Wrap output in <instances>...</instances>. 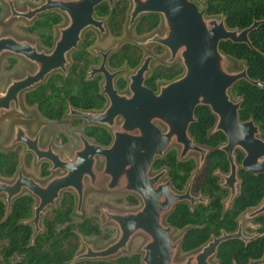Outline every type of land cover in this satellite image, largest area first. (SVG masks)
<instances>
[{
    "label": "water",
    "instance_id": "1",
    "mask_svg": "<svg viewBox=\"0 0 264 264\" xmlns=\"http://www.w3.org/2000/svg\"><path fill=\"white\" fill-rule=\"evenodd\" d=\"M104 1L110 5L114 3V0H44L41 5L23 12L15 9L13 0L8 1L12 16L33 20L41 13L56 10L65 14L69 22L60 29L59 38L50 52L38 51L34 45L12 36L0 37V55L11 52L36 65L33 73L12 80L6 90L0 93V112L11 110L12 105L19 110L20 92L44 83L52 72L67 73L68 56L78 47L82 32L88 27L97 29L101 34L105 32L104 20L95 15V8ZM131 2L129 25L142 14L155 12L162 16L166 34L154 35L148 42L167 49L170 53L168 62L180 58L184 73L161 85L159 92H155L145 85L153 58L147 55L129 76V94H123L115 87V78L125 67L110 70L107 58L114 48L101 52L102 60L97 67L91 68L90 77L95 74L103 76L102 93L108 98V106L102 112L84 111L70 106L69 113L108 128L113 127L117 119L121 118L119 128L112 133V143L105 147L82 136V146L70 159L64 160L50 144L46 148L39 146V134L31 137L23 126L18 125L12 144H24L38 161L47 160L52 164V170L62 169L65 173L54 176L45 185H41L22 174L19 169L12 183L0 181V195H5L7 210L13 199L22 194L23 189L38 199L31 219L35 236L40 231L41 213L56 204L61 190L72 189L75 192L77 211H80L85 177H88L91 186L99 185L96 159L103 157L101 175L109 179L106 187L113 190L122 185L125 190L138 194L143 205L135 211L123 213L103 209L106 220L118 227V238L100 250L87 245L83 253L74 257L73 262L83 258L106 259L115 256L127 248L135 233L143 232L149 238L143 246V264H212L210 259L216 255L219 245L224 241L235 238L249 241L253 237L246 236L239 225L235 232L223 231L220 236H213L198 253L188 256L183 262H174L180 240L172 241L170 234L173 227L165 226L162 223L163 217L179 202L187 201L193 207L204 199L201 195L194 196L191 193V184L185 191L178 192L172 187L170 179L159 183L166 174L165 170L153 176H149V171L155 160L162 157L173 142L181 146L179 160L184 159L190 151H196L200 154V163H204L207 149L190 136L189 126L195 120V108L207 105L217 118L213 130L222 131L226 136V143L221 149L227 155L230 172L223 177L222 185L230 190L229 201L237 194L240 182L235 149L244 152L241 162L244 170L253 174L264 173V140L259 136V127L252 119L240 120L238 110L241 101H234L230 95L233 85L241 79L261 88H264V83L250 79L246 67L239 72L227 71L225 54L219 49V43L226 40L245 43L251 47L249 32L264 23V20H255L251 26L242 30L230 29L223 16L219 20L206 18L205 9H200L194 0ZM157 122L165 125L166 131H162ZM261 213H264V202L247 213V216L252 218ZM260 262L264 263V258L251 260L248 264Z\"/></svg>",
    "mask_w": 264,
    "mask_h": 264
},
{
    "label": "trees",
    "instance_id": "2",
    "mask_svg": "<svg viewBox=\"0 0 264 264\" xmlns=\"http://www.w3.org/2000/svg\"><path fill=\"white\" fill-rule=\"evenodd\" d=\"M130 0H115L112 6L107 1L96 9L98 18L105 20L106 27L113 36H120L128 19ZM207 15H220L230 29H245L255 20H264V0H206ZM63 21V15L55 10L39 14L25 30L36 33L41 43L52 48L54 39L51 33L55 25ZM162 22L159 13L151 12L140 15L132 28L138 35L156 29ZM251 47L245 43L221 41L219 49L225 55L242 60L247 75L252 80L264 83V23L249 32ZM95 42L93 29H86L78 47L70 53L67 73L60 71L48 75L45 82L28 90L24 95L25 103L35 105L39 114L49 120L62 121L69 107L80 110H101L107 104V98L101 93L102 76L89 77L93 66L99 65L101 57L93 55L90 47ZM159 52L164 50L156 45ZM108 67L118 70L124 66L136 69L143 61L142 48L136 43L125 42L115 48L108 56ZM15 59L8 60L13 67ZM184 73L179 60L156 65L146 74L145 85L153 90L159 81L170 82ZM119 90L127 88V78L122 74L115 82ZM231 92L241 101L238 110L241 121L252 119L259 127V136L264 140V88L241 79ZM195 120L189 126V134L197 144L207 149L201 171L194 178L193 170L197 166L194 158L179 160L178 152L169 149L162 157L155 160L154 170L166 168L172 187L183 192L191 182V193L201 195L205 200L193 207L186 201L176 204L167 215L168 224L177 229L186 228L180 249L187 253L204 245L212 236H220L223 231L235 232L239 227V218L247 210L257 208L264 200V173L253 174L241 167L244 152L235 149V161L240 179L238 192L226 207L224 200L229 198L230 190L223 187V177L230 172V163L221 146L226 143L222 131H214L217 118L207 105H198L194 111ZM84 134L98 144L108 146L112 134L108 128L98 124H89ZM31 153L28 152V156ZM19 166L17 149L0 150V175L13 177ZM40 174H49V164L42 162ZM129 206L139 204L135 195L124 197ZM123 198L118 199L122 202ZM76 198L71 191H64L55 207L50 209V216H44L43 228L33 236V218L35 198L24 193L13 199L10 209L0 198V256L5 264H140L138 252L122 255L114 259H79L73 262L79 249L80 236H97L104 239L111 237V230H102L96 216L82 219L73 224L72 213ZM251 227H246L247 235H253L249 241L230 239L221 243L215 258L218 264H248L251 260L264 258V213L250 219ZM255 264H264L262 262Z\"/></svg>",
    "mask_w": 264,
    "mask_h": 264
},
{
    "label": "rangeland",
    "instance_id": "3",
    "mask_svg": "<svg viewBox=\"0 0 264 264\" xmlns=\"http://www.w3.org/2000/svg\"><path fill=\"white\" fill-rule=\"evenodd\" d=\"M9 0H0V37L3 36H12L19 41H25L31 43L36 46L39 51L50 52V48L44 46L36 33H31L25 30V26L30 25L33 20H27L23 17H16L11 15L10 7L8 5ZM44 0H14V7L18 11H27L28 9H33L43 3ZM200 9L204 8L205 2H200L198 0H194ZM206 18H216L220 19V15H207L205 13ZM36 19V18H35ZM68 17L63 14V21L55 25L52 30V36L54 42L59 38L60 29L65 27L68 24ZM105 26V25H104ZM166 34L165 25L162 22L156 29L144 33L142 35H138L134 32L131 25L128 24V19L124 25L123 32L120 36H113L110 34L108 30H105L103 34H100L98 30H95V42L90 47V52L93 55H100L101 52H105L111 48H117L119 45L125 42L136 43L142 48V55L146 57L147 55H151L153 58L150 62V68L155 67L156 65L166 64L170 57V53L167 49L164 48L161 52H159L156 48V43L148 42L154 35L163 36ZM8 57H15L16 64L13 68H6V61ZM225 68L229 72H239L244 68V62L242 60L235 59L231 56L225 55ZM69 59V56H68ZM176 60H180L177 58ZM36 69V65L32 62L28 61L25 58L20 56H12L7 53L2 54L0 56V93H3L10 82L14 79L24 77L28 72H33ZM135 72V69L127 68L123 75L129 80V76ZM165 81H159L158 86L164 85ZM121 93L129 94V90H122ZM23 94L20 95L19 98V110L12 108L9 111H1L0 112V150H8L11 148H17L19 153V166L17 171L13 177H4L0 175V181L12 183L16 178L19 169H21L22 174L25 176L33 178L35 181L40 183L41 185H45L48 180H50L53 176L61 175L64 172L61 170L49 171L47 176H42L40 174L42 161H37L34 154L31 153L28 156V150L24 144H12L14 131L16 126L21 125L25 128L27 134L29 136H35L39 134V146L44 148L47 147L50 141H52L53 149L58 151V153L65 158H70L73 155V152L82 146L81 137L85 136L84 128L86 125L92 124L86 121L85 119L70 114L67 112L62 121L49 120L47 118L42 117L36 109L34 105H28L24 102ZM232 99L234 101H238L239 98L235 96L232 92L230 93ZM122 122L121 118H118L115 125L113 127H109V130L113 132L115 129H118ZM157 125L161 128L162 131H166V126L160 122H157ZM205 148V147H203ZM169 149H175L178 152V155L181 151V146L175 142L171 144ZM168 149V150H169ZM185 158H194L197 162V166L193 170L192 177L194 178L199 174L202 169L203 164L200 163V154L196 151H190ZM104 160L103 158L98 159V163L96 166V172L99 174V185L97 187H93L89 184L88 179H85V190L83 195V201L81 204L80 211L74 210L72 214L73 224H78L82 219L90 216H96L100 220V224L102 230H111L112 234L109 239H104L102 236H80L79 235V249L77 251V255L83 253L86 249V246L89 245L96 250L104 249L112 242H114L118 235L119 230L118 227L106 220L103 209H108L113 212H128L135 211L139 209L141 206V200L139 205L129 206L125 203L124 197L129 195L130 193L125 191L123 187H119L117 189L109 190L106 187L108 182L107 176H102L101 172L103 170ZM166 170L163 168L161 170H150V175H155L157 172ZM168 180L167 174H165L159 181V183ZM22 193H29L28 190L23 189ZM0 198L5 199V195L1 194ZM123 198L122 202H118V199ZM262 203L259 205L261 206ZM225 206L229 205L228 198L224 200ZM38 204V199L35 197V206ZM258 206V207H259ZM257 207V208H258ZM52 207L49 206L43 210L41 213V218L39 222L40 229L43 228V218L44 216H50V209ZM257 208L249 209L246 213L242 214L239 218V221L242 225L243 232L245 234V228L251 227L250 219L247 216V213L254 211ZM184 229H175L173 233V238L178 240L181 238L182 234L185 232ZM148 240V237L141 232L136 233L129 241L127 248L119 251V253L110 258H115L121 255H129L134 252L143 253L142 247L145 242ZM200 249L194 250L189 253L179 252L175 257V262H183L189 255L195 254ZM210 262L212 264L217 263L215 258H211ZM0 264H5L2 257L0 256ZM142 264V263H141Z\"/></svg>",
    "mask_w": 264,
    "mask_h": 264
},
{
    "label": "flooded vegetation",
    "instance_id": "4",
    "mask_svg": "<svg viewBox=\"0 0 264 264\" xmlns=\"http://www.w3.org/2000/svg\"><path fill=\"white\" fill-rule=\"evenodd\" d=\"M43 2H44V1H43ZM114 2H115V0H114ZM13 3H14V0H13ZM130 3H131V6H130V9H129V13H130L131 8H132V2H131V0H130ZM41 4H42V3H41ZM41 4H40V5H41ZM113 4H114V3H113ZM8 5H9V4H8ZM109 5H110V4H109ZM110 6H112V5H110ZM95 9H96V8H95ZM51 11H52V10H51ZM55 11H56V10H55ZM47 12H48V11H47ZM58 12H59V11H58ZM44 13H45V12H44ZM60 13H61V12H60ZM61 14L63 15V13H61ZM95 15H96V12H95ZM38 16H39V15H38ZM38 16H37V17H38ZM37 17H36V18H37ZM96 17H97V15H96ZM97 18H98V17H97ZM99 19H102V18H99ZM129 19H130V16L128 15V24H129ZM136 19H137V18H136ZM34 20H35V18H34ZM102 20H104V19H102ZM162 22H163V19H162ZM162 22H161V23H162ZM104 25H105V26H104V27H105V30H108L107 27H106V24H105V20H104ZM132 25H133V23L131 24V26H132ZM86 29H93L94 32H95V30H97V29L92 28V27H88V28H86ZM86 29H85V30H86ZM85 30H84V31H85ZM84 31H83V32H84ZM83 32H82V33H83ZM98 32H99V31H98ZM99 33H100V32H99ZM100 34H101V33H100ZM80 40H81V39H80ZM54 43H55V42H54ZM30 44H31V43H30ZM31 45H32V44H31ZM53 46H54V45H53ZM35 47H36V46H35ZM36 48H37V47H36ZM52 48H53V47H52ZM52 48H51V50H52ZM114 49H115V48H114ZM114 49H113V50H114ZM37 50H38V49H37ZM51 50H50V51H51ZM113 50H112V51H113ZM38 51H39V50H38ZM42 51H43V50H42ZM112 51H111V52H112ZM111 52H110V53H111ZM5 53H7V54H9V55H12V56H16V57H17V56H20V55H17V54L11 53V52H4V53H2V54H5ZM110 53H109V54H110ZM2 54H1V55H2ZM1 55H0V56H1ZM100 55H101V54H100ZM69 56H70V54H69ZM108 56H109V55H108ZM20 57L25 58V57H23V56H20ZM10 58H14V59L16 60L15 57H8V58H7V61H6V64H7V65H6V68H8V69L13 68V67L15 66V64H16V62H15V64H14L13 67H9L8 60H9ZM25 59H27V58H25ZM143 59H144V57H143ZM27 60H28V59H27ZM101 60H102V56H101ZM107 60H108V58H107ZM28 61H30V60H28ZM30 62H31V61H30ZM100 62H101V61H100ZM32 63H33V62H32ZM33 64H34V63H33ZM99 64H100V63H99ZM97 66H98V65L93 66V67H97ZM107 66H108V61H107ZM67 67H68V66H67ZM124 67H125V70H126L127 67H126V66H124ZM124 67H122V68H120V69H123ZM108 68H109V67H108ZM109 69H110V68H109ZM120 69H118V70H120ZM136 69H137V68H136ZM136 69H135V70H136ZM150 69H151V68H150ZM35 70H36V69H35ZM110 70H112V69H110ZM125 70H124V71H125ZM90 71H91V70H90ZM112 71H116V70H112ZM124 71L121 72L119 75H122V74L124 73ZM33 72H34V71H33ZM33 72L31 71V72H28V73H33ZM55 72H56V71H55ZM60 72H61V71H60ZM28 73H27V74H28ZM52 73H53V72H52ZM95 75H96V74H95ZM99 75H101V74H99ZM119 75H117V77H118ZM88 76L90 77V73H89ZM93 76H94V75H93ZM93 76H91V77H93ZM101 76H102V75H101ZM47 77H48V76H47ZM47 77H46V78H47ZM117 77H116V78H117ZM46 78H45V79H46ZM116 78H115V82H116ZM18 79H19V78H18ZM103 80H104V78H103V76H102V85H103ZM127 81H128V85H129V80L127 79ZM128 85H127V88H126V89H128ZM115 87L117 88L116 84H115ZM147 87H148V86H147ZM34 88H35V87H34ZM149 88H150V87H149ZM30 89H33V88H29V89H26V90H23V91L20 92V95L23 94V95H22V96H23V99H24V95H25V93H26L28 90H30ZM102 89H103V87H102ZM117 89H118V88H117ZM118 90H119V89H118ZM124 90H125V89H124ZM128 90H129V89H128ZM152 90H153V89H152ZM121 91H122V90H119L120 93H121ZM154 91H155V92H159V86H158V88H157L156 90H154ZM101 93H102V90H101ZM102 94H103V93H102ZM123 94H126V93H123ZM20 95H19V98H20ZM106 98H107V97H106ZM24 102H25V101H24ZM26 104H27V103H26ZM28 105H29V104H28ZM34 106H35V105H34ZM107 106H108V98H107V104H106L105 107L102 108L101 110H88V111H91V112H102ZM12 108H14L13 105H12ZM12 108H11V109H12ZM19 108H20V107H19ZM14 109H15V108H14ZM84 111H85V110H84ZM68 112H69V110H68ZM55 121H56V120H55ZM98 125H99V124H98ZM102 126H103V125H102ZM105 127H106V126H105ZM106 128H108V127H106ZM108 129H109V128H108ZM109 131H110V130H109ZM110 132H111V131H110ZM112 133H113V132H111V134H112ZM32 137H34V136H32ZM85 137H87V136L85 135ZM87 138H88V137H87ZM112 138H113V134H112ZM89 139H91V138H89ZM91 140H92V139H91ZM81 141H82V140H81ZM92 141H94V140H92ZM112 141H113V139H112ZM96 143H97V142H96ZM111 143H112V142H111ZM16 144H17V143H16ZM20 144H22V143H20ZM49 144L51 145V147H52V149H53L52 141H50ZM49 144H48V145H49ZM100 145H101V144H100ZM102 146H104V145H102ZM108 146H109V145H108ZM105 147H106V146H105ZM41 148H42V147H41ZM44 148H46V147H44ZM11 149H17V148H11ZM78 149H79V148H78ZM53 150L55 151V149H53ZM75 151H76V150H75ZM29 152H30V151H29ZM55 152L58 153V151H55ZM30 153H32V152H30ZM73 153H74V152H73ZM32 154H33V153H32ZM58 154H59V153H58ZM34 156H35V155H34ZM59 156H60L62 159H64V160L70 159V158L72 157V156H71L70 158H69V157H68V158H65V157H62L60 154H59ZM35 157H36V156H35ZM100 158H103V157H97V159H96V163H97V160L100 159ZM36 160H37V159H36ZM103 160H104V158H103ZM37 161H38V160H37ZM40 161H42V162H47V163L49 164V171H50V170H51V171H56V170H52V164H51L49 161H47V160H40ZM103 167H104V165H103ZM58 170H61V171H63V172L65 173V171L62 170V169H58ZM151 170H154L153 167H152ZM156 171H158V170H156ZM149 172H150V171H149ZM159 172H160V171H159ZM64 173H63V174H64ZM157 173H158V172H157ZM166 174H167V172H166ZM61 175H62V174H61ZM46 176H47V175H46ZM56 176H57V175H56ZM149 176H153V175H150V174H149ZM53 177H54V176H53ZM53 177H52V178H53ZM52 178H51V179H52ZM85 179H88V177H85ZM168 179H169V178H168ZM48 181H49V180H48ZM48 181H47V182H48ZM88 181H89V180H88ZM47 182H46V183H47ZM223 182H224V180H223ZM189 184H191V182H190ZM189 184H188V185H189ZM120 187H123V186L121 185ZM118 188H119V187H118ZM116 189H117V188H116ZM123 189H124V188H123ZM84 190H85V189H84ZM124 190H125V189H124ZM64 191H71V192L74 194V196H75V198H76V201H75V208H74V210L77 211V195L75 194V192H74L72 189H64V190H61V191H60V196H59V198L57 199L56 204H55L54 206H51V207H55V206L57 205V203H58V201H59V199H60V197H61V195H62V193H63ZM125 191H127V190H125ZM127 192H129V191H127ZM129 193L132 194V195L137 196L138 199H139V203H140L141 198H140V196H139L138 194H136V193H134V192H129ZM22 194H23V193H22ZM29 194H30V193H29ZM130 194H129V195H130ZM83 195H84V194H83ZM197 196H199V195H197ZM33 197H34V196H33ZM34 198H35V197H34ZM202 198H203V197H202ZM203 199L205 200V198H203ZM186 202H187V201H186ZM141 203H142V204H141V206H140L139 208H141L142 205H143L142 200H141ZM188 203H189V202H188ZM228 203H230L229 198H228ZM189 204H190V203H189ZM138 205H139V204H138ZM194 205H195V204H194ZM175 206H176V205H175ZM175 206H174V207H175ZM34 207H35V205H34ZM174 207H173V208H174ZM190 207H191V205H190ZM172 210H173V209H172ZM172 210H171V211H172ZM171 211H170V212H171ZM73 212H74V211H73ZM170 212H169V213H170ZM169 213H167V214L163 217V220H162V221H163L162 223H163L165 226L170 225V224H168V222H167V220H166V217H167V215H168ZM72 214H73V213H72ZM33 216H34V211H33ZM40 218H41V217H40ZM239 222H240V221H239ZM239 225H241V223H240ZM171 226H172V225H171ZM251 226H252V224H251ZM172 227H173V231H172V233L170 234V237H171L172 241L174 242V241H177V240H175V239L173 238L172 235H173V233H174V230L177 229V228H175L174 226H172ZM241 227H242V225H241ZM252 227H253V226H252ZM118 230H119V229H118ZM242 230H243V228H242ZM243 231H244V230H243ZM137 233H138V232H137ZM141 233H143V232H141ZM243 233H244V232H243ZM135 234H136V233H135ZM135 234H134V235H135ZM144 234H145V233H144ZM183 234H184V233H183ZM183 234H182V236H183ZM244 234H245V233H244ZM134 235H133V236H134ZM145 235H146V234H145ZM245 235H246V236H249V237H253V235H247V234H245ZM118 236H119V235H118ZM133 236H132V237H133ZM146 236H147V235H146ZM182 236H181V238H182ZM132 237H131V238H132ZM147 237H148V236H147ZM212 237H213V236H212ZM212 237H211L208 241H210V240L212 239ZM117 238H118V237H117ZM181 238L178 239V240L181 241ZM148 239H149V238H148ZM147 241H148V240H147ZM147 241H146V242H147ZM208 241H207V242H208ZM146 242H145V243H146ZM207 242H206V243H207ZM112 243H113V242H112ZM206 243H205V244H206ZM205 244H204V245H205ZM204 245H202V246H204ZM143 246H144V245H143ZM202 246H201V247H202ZM201 247L198 248V249L201 250ZM142 250H143V247H142ZM196 250H197V249H196ZM200 250H199V251H200ZM199 251H198V252H199ZM179 252H182L181 249H180V245H179V248L177 249V252H176L175 257L177 256V254H178ZM191 252H192V251H191ZM198 252H197V253H198ZM134 253H135V252H134ZM138 253H140V252H138ZM183 253H184V252H183ZM187 253H189V252H187ZM131 254H132V253H131ZM140 254H141V259H140V261H141V263L143 264V262H142V257H143V255H144V250H143V253H140ZM195 254H196V253H195ZM116 255H117V254H116ZM191 255H193V254H191ZM121 256H122V255H121ZM189 256H190V255H189ZM117 257H119V256H117ZM115 258H116V257H115ZM213 258H215V256H214ZM106 259L108 260V259H114V258H110V257H109V258H106ZM215 259H216V258H215ZM95 260H96V259H95ZM174 260H175V258H174ZM174 262H175V261H174ZM141 263H140V264H141ZM176 263H178V262H176ZM217 263H218V261H217Z\"/></svg>",
    "mask_w": 264,
    "mask_h": 264
},
{
    "label": "bare ground",
    "instance_id": "5",
    "mask_svg": "<svg viewBox=\"0 0 264 264\" xmlns=\"http://www.w3.org/2000/svg\"><path fill=\"white\" fill-rule=\"evenodd\" d=\"M231 98H232V96H231ZM97 163H98V160H97ZM97 163H96V166H97Z\"/></svg>",
    "mask_w": 264,
    "mask_h": 264
}]
</instances>
